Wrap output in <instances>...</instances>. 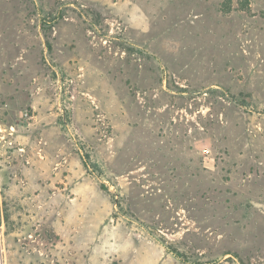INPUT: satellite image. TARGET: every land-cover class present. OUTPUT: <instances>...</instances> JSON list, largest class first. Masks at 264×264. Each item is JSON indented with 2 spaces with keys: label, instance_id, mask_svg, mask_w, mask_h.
Returning <instances> with one entry per match:
<instances>
[{
  "label": "rangeland",
  "instance_id": "374dc122",
  "mask_svg": "<svg viewBox=\"0 0 264 264\" xmlns=\"http://www.w3.org/2000/svg\"><path fill=\"white\" fill-rule=\"evenodd\" d=\"M0 264H264V0H0Z\"/></svg>",
  "mask_w": 264,
  "mask_h": 264
}]
</instances>
